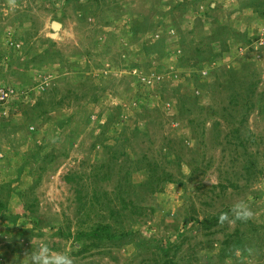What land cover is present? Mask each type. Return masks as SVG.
I'll return each instance as SVG.
<instances>
[{
  "label": "rangeland",
  "instance_id": "rangeland-1",
  "mask_svg": "<svg viewBox=\"0 0 264 264\" xmlns=\"http://www.w3.org/2000/svg\"><path fill=\"white\" fill-rule=\"evenodd\" d=\"M247 1L0 0V264L42 243L73 264H264V49L244 43L264 11Z\"/></svg>",
  "mask_w": 264,
  "mask_h": 264
},
{
  "label": "trees",
  "instance_id": "trees-1",
  "mask_svg": "<svg viewBox=\"0 0 264 264\" xmlns=\"http://www.w3.org/2000/svg\"><path fill=\"white\" fill-rule=\"evenodd\" d=\"M97 1V0H96ZM194 1V3L195 4H199V2L201 1V0H193ZM258 1L259 0H248L245 4H244V8L245 9H248V10H251V11H253V12H258L259 11V7H261L262 9H263V11H264V0H260V3H258ZM210 9H212V8H210ZM214 9V8H213ZM212 9V10H213ZM263 11H261V12H259V13H263ZM262 15H264V13L262 14ZM60 22V21H59ZM225 31H226V27H225ZM244 43L246 44H250L251 43V40L250 39H248V38H245L244 39ZM25 45H26V43H25ZM225 45H226V48H227V50H230V46L227 44V43H225ZM164 55V54H163ZM214 55V54H213ZM217 58H218V56H217ZM214 60V59H216V57H213V58H211L210 60ZM257 84L254 82L253 84H252V87L254 88L255 86H256ZM71 92V91H70ZM51 96H54V97H52V101L50 102V105L51 106H53L54 108H58V107H61L62 106V104H64L63 102L66 100V98H67V96L68 95H65V96H63V94H61V97H60V99H57L55 96H57V93L55 92V93H53V91H50V93H49ZM43 113H46V111L45 110H43L42 111ZM244 123V122H243ZM62 127H63V125H61ZM61 126L59 125V127L61 128ZM231 135H232V137H231V139H238V141H240L239 142V145L240 146H245V142L242 140V129L241 128H236L235 130H233V132L231 133ZM246 169H247V172L248 173H253V172H259V173H261L260 171H258L257 169H256V166H255V163L254 162H251V164H249V166H247L246 167ZM194 174H196V170H194ZM171 177H172V180H169V179H171ZM173 177H174V175H172V174H169V181H167V182H173ZM192 177V176H191ZM217 186H220V184L219 185H217ZM221 186L223 187L224 185L223 184H221ZM225 187V186H224ZM79 199H81V198H79ZM227 214V213H226ZM222 215H224L223 213H221V214H219V215H217L216 217H214V218H211V219H208V220H206V221H204L203 223H202V225L206 228V229H210V228H212L214 225H215V223L216 222H219V220L221 219V216ZM191 222H192V220H191ZM186 224L187 225H189L190 224V222H186ZM186 225V226H187ZM110 230H111V228H110V226H108V225H100L97 229H95V231H93L92 233H81L80 235H79V241L81 242V247H80V252L82 253L83 252V249H85V245H84V241L87 239V238H91V237H96V238H103L104 236H106V237H108V238H110L111 236H110ZM227 243H228V241H227ZM166 256H168V253H166ZM169 260V259H168ZM167 264H175L174 262H172V260H169V261H167Z\"/></svg>",
  "mask_w": 264,
  "mask_h": 264
},
{
  "label": "clouds",
  "instance_id": "clouds-1",
  "mask_svg": "<svg viewBox=\"0 0 264 264\" xmlns=\"http://www.w3.org/2000/svg\"><path fill=\"white\" fill-rule=\"evenodd\" d=\"M261 24L262 21L260 25ZM261 28H263L264 30V26H261ZM256 38L257 40L255 41L250 39L251 43L248 44L250 48H253L257 51L258 55L254 56L255 58L260 57L264 49V46H259L258 44V42L260 41L261 38H263V36L262 37L257 36ZM246 60L250 62H255L254 58L252 59L246 58ZM232 214L238 220H247L251 216V212L248 210L247 206L243 202L237 203L233 206ZM227 218H228L227 214L222 215L221 222H223V220ZM28 258H29V264H73L70 256H68L64 252L53 251L45 243H42L38 248L28 253Z\"/></svg>",
  "mask_w": 264,
  "mask_h": 264
},
{
  "label": "water",
  "instance_id": "water-1",
  "mask_svg": "<svg viewBox=\"0 0 264 264\" xmlns=\"http://www.w3.org/2000/svg\"><path fill=\"white\" fill-rule=\"evenodd\" d=\"M51 28L53 30L52 38H56L58 36L59 30L63 28V24L58 21H53L51 23Z\"/></svg>",
  "mask_w": 264,
  "mask_h": 264
},
{
  "label": "built area",
  "instance_id": "built-area-1",
  "mask_svg": "<svg viewBox=\"0 0 264 264\" xmlns=\"http://www.w3.org/2000/svg\"><path fill=\"white\" fill-rule=\"evenodd\" d=\"M258 44H259V46H264V36H263V38L260 39V41L258 42Z\"/></svg>",
  "mask_w": 264,
  "mask_h": 264
},
{
  "label": "crops",
  "instance_id": "crops-1",
  "mask_svg": "<svg viewBox=\"0 0 264 264\" xmlns=\"http://www.w3.org/2000/svg\"><path fill=\"white\" fill-rule=\"evenodd\" d=\"M254 20H255V19H254ZM255 22L258 23L257 26H259V27L261 28V26H260L261 20H260V19H256ZM258 29H259V28H258ZM231 53H233V52H230V53H228V54H231Z\"/></svg>",
  "mask_w": 264,
  "mask_h": 264
}]
</instances>
